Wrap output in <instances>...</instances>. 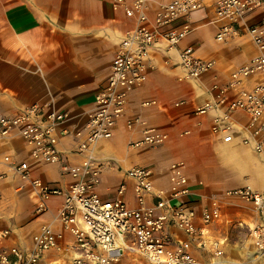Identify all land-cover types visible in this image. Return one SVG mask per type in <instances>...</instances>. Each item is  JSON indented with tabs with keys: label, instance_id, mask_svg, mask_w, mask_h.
<instances>
[{
	"label": "crops",
	"instance_id": "obj_1",
	"mask_svg": "<svg viewBox=\"0 0 264 264\" xmlns=\"http://www.w3.org/2000/svg\"><path fill=\"white\" fill-rule=\"evenodd\" d=\"M167 1L153 0L150 16L159 2ZM262 15L264 6L247 15L240 34L218 41L221 21L216 18L214 0H203V6L191 14L193 30L178 48L189 46L195 55L215 59L216 66L198 80L184 79L177 50L151 48L148 57L154 67L144 84L130 92L128 100V114L141 122L128 129L121 119L112 137L97 144L98 154L112 165L103 171L94 188L103 199L116 197V186L124 181L122 198L135 205L133 180L124 174L135 164L153 169L155 186L170 187L168 168L178 160L185 162L189 177L191 193L184 196L186 201L200 211L210 197L220 198L221 218L210 226L209 244H190L191 253L201 264L264 262L249 238L252 224L258 221L256 212L238 197L223 195L246 184L264 190V156L241 145L225 144L213 134V110L203 115L194 113L196 106L213 98L210 84L214 78L224 81L236 67L264 53L246 34L245 27L259 22ZM132 22L121 10H114L108 0H0V114H14L33 103L47 104L48 108L69 113V128L83 126L94 107L95 94L107 83L119 40ZM182 22L179 19L173 26L179 27ZM256 79L251 77L245 85L249 87ZM145 126L166 132L168 139L155 147L130 148L128 142L140 138ZM75 144L72 134L59 137L63 156L79 165L82 155L74 151ZM6 154L30 160L22 138L0 141V174H4L0 177V231L10 229L0 238V249L28 247L39 226L52 221L63 196H52L48 209L36 213V193L28 183L18 188L22 184L19 176L7 171L3 163ZM31 170L33 176L63 189L72 180L70 174L62 173L60 163H37ZM54 228L61 229L60 223L55 221ZM168 230L177 238L188 239L175 226ZM70 238L66 233V239ZM215 242L221 249L218 255L214 254ZM59 256L62 254H55Z\"/></svg>",
	"mask_w": 264,
	"mask_h": 264
},
{
	"label": "built area",
	"instance_id": "obj_2",
	"mask_svg": "<svg viewBox=\"0 0 264 264\" xmlns=\"http://www.w3.org/2000/svg\"><path fill=\"white\" fill-rule=\"evenodd\" d=\"M108 1L133 22L119 40L107 83L95 94L85 124L69 128L68 112L39 103L26 105L14 114H0V141L20 137L29 148L30 160L6 154L3 163L7 171L19 176L22 184L18 188L26 183L33 188L37 195L35 212H45L52 196H63L52 221L39 226L28 247L0 249V264L66 262L52 259L51 253L67 254L68 264H114L128 253H137L150 264H201L191 253L190 244L206 247L211 224L221 218L219 197H210L200 211L184 199L191 189L182 160L172 162L168 168L170 187L155 186L150 166L135 164L125 169L124 174L133 180L135 205L122 198L124 181L117 184V195L112 199H103L94 191L103 171L112 166L98 154L97 144L112 137L119 120L125 119L128 129L141 122L128 114V100L130 92L144 84L154 67L149 50L156 46L177 50L184 79L198 80L217 64L215 59L195 55L189 46L178 48L193 30L191 14L203 6V0L159 2L153 17V0ZM214 6L216 18L221 21L216 39L225 41L240 34L247 15L264 6V0H214ZM179 19L183 22L174 27ZM245 27L252 42L264 51V15L259 22ZM253 76L257 79L247 87V80ZM214 79L210 84L213 98L196 106L194 113L203 115L213 110V134L225 144L241 145L264 156V53L236 67L226 80ZM68 134L76 139L74 151L82 155L79 165L71 164L58 147L59 137ZM141 134L128 142L130 148L155 147L168 139V134L156 127L145 126ZM37 163H60L62 173L72 178L68 187L63 189L33 176L31 167ZM223 195L236 196L252 206L258 221L252 224L249 238L256 253L264 256V190L246 184L228 189ZM55 221L61 229L54 228ZM170 226L184 232L188 239L175 237L168 230ZM9 233V228L1 230L0 238ZM66 233L70 239H66ZM213 247L215 255L221 253L216 242Z\"/></svg>",
	"mask_w": 264,
	"mask_h": 264
},
{
	"label": "rangeland",
	"instance_id": "obj_3",
	"mask_svg": "<svg viewBox=\"0 0 264 264\" xmlns=\"http://www.w3.org/2000/svg\"><path fill=\"white\" fill-rule=\"evenodd\" d=\"M55 254L51 253V257H53L52 259H57L55 257ZM233 256H234V254H233ZM59 257H61V259L66 261L64 264L69 263L68 262L69 256L67 254H62V256H59ZM114 264H150V263L148 261H146V259L144 257H142L141 255H139L137 253H130V254H126L122 260H119V261L115 262ZM258 264H264V262L258 263Z\"/></svg>",
	"mask_w": 264,
	"mask_h": 264
}]
</instances>
